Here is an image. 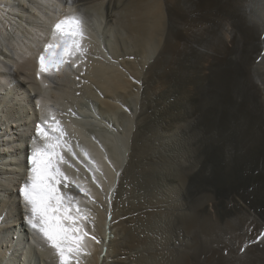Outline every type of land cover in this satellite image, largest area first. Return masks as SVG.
<instances>
[{"label": "bare ground", "instance_id": "bare-ground-1", "mask_svg": "<svg viewBox=\"0 0 264 264\" xmlns=\"http://www.w3.org/2000/svg\"><path fill=\"white\" fill-rule=\"evenodd\" d=\"M71 14L84 55L38 76ZM49 112L79 264H264V0H0V264H59L19 193Z\"/></svg>", "mask_w": 264, "mask_h": 264}, {"label": "snow or ice", "instance_id": "snow-or-ice-1", "mask_svg": "<svg viewBox=\"0 0 264 264\" xmlns=\"http://www.w3.org/2000/svg\"><path fill=\"white\" fill-rule=\"evenodd\" d=\"M84 38L80 16L71 14L57 20L51 29L50 42L43 46L39 55L38 76L59 72L66 64L75 67V58L85 53ZM44 124L50 125L51 132L37 125V136L43 143H37L27 157L28 177L19 188L25 205L24 221L55 251L59 264H72L74 259L79 264L78 258L85 253V238L89 235L82 223L87 220V215L73 202V197L59 189L61 182L67 180L59 167L64 162L60 140L63 131L59 121L49 112ZM64 186L67 187V183ZM80 190L84 192V189Z\"/></svg>", "mask_w": 264, "mask_h": 264}, {"label": "rangeland", "instance_id": "rangeland-1", "mask_svg": "<svg viewBox=\"0 0 264 264\" xmlns=\"http://www.w3.org/2000/svg\"><path fill=\"white\" fill-rule=\"evenodd\" d=\"M135 82V81H134ZM135 84H137V83H135Z\"/></svg>", "mask_w": 264, "mask_h": 264}]
</instances>
